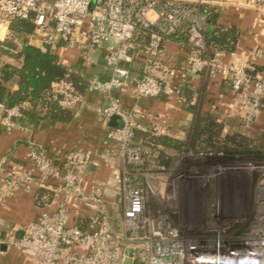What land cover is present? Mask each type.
<instances>
[{
  "label": "built area",
  "instance_id": "1",
  "mask_svg": "<svg viewBox=\"0 0 264 264\" xmlns=\"http://www.w3.org/2000/svg\"><path fill=\"white\" fill-rule=\"evenodd\" d=\"M226 7L248 8L264 19V0H0V34H5L0 43L13 36L11 26L21 20L35 25L32 37L43 46L78 50L85 69L93 65L91 50H106L105 65L110 77L105 81L93 78L89 92L109 99L107 105L94 109L104 126L109 127L114 117L121 119V125L112 128L111 135L126 163L119 179L125 204L120 228L116 229L115 218L105 209L102 194H96L88 198V204L98 214L96 229L90 232L71 225L70 209L81 197L78 173L91 162L92 153L72 152L68 157L72 170L61 174L58 167L45 160L43 149L34 146L29 158L38 175L1 172L0 206L17 191L32 187L52 192L53 199L34 223L20 228L19 238L6 240L0 222V245L32 254L39 264H264V230L257 226L252 229L259 236L257 242L227 251L226 260L224 246L219 245L214 254L211 239H197L188 233L181 238L179 227L162 214L147 211L148 179L153 173L142 170V149L132 145L141 126L135 122L136 114L125 110L115 96L116 92L130 91L138 98H170L180 93L176 79L187 81L189 72L207 70L211 79L222 76L227 80L240 104L243 128L252 126L264 109V79L210 56L206 43L211 13ZM145 38L149 46L137 49L134 56L146 64H156L161 76L139 78L124 66L133 59L135 41ZM169 44L186 45L191 50L185 67H169L161 61L163 49ZM251 55L260 58L262 51L255 50ZM50 94L61 108L74 114L87 106L84 96L65 81L55 83ZM0 116L1 124L12 129L21 112L17 107L0 104ZM50 180H56V186H49Z\"/></svg>",
  "mask_w": 264,
  "mask_h": 264
},
{
  "label": "crops",
  "instance_id": "2",
  "mask_svg": "<svg viewBox=\"0 0 264 264\" xmlns=\"http://www.w3.org/2000/svg\"><path fill=\"white\" fill-rule=\"evenodd\" d=\"M217 29L232 30L237 33L236 48L232 53L223 52L211 44V36ZM4 38L5 34H0V40ZM18 42L20 45H30L40 49L44 47L39 39L32 37V34L22 36ZM206 43L210 48V56L216 57L225 65H233L246 73L251 72L253 68L264 70V19L254 10L241 7L213 10L207 26ZM52 50L59 62L67 69L72 68L81 59L78 50H66L62 47ZM255 50L262 51L260 58L251 55ZM190 53L191 50L186 45L169 44L163 49L161 61L169 67L182 68L186 66ZM90 55L93 65L87 70L96 72L93 78L108 80L110 76L105 65L106 50L96 48L90 51ZM0 62L16 67L22 66L21 60L6 55H0ZM156 74L162 75V72L159 70ZM257 75L264 79V74ZM179 81L176 79V83ZM186 83L193 94L191 100L194 102L204 100V114L212 111L219 113L227 134L243 127L240 104L236 101L225 78L218 76L211 79L207 70H202L189 72ZM115 96L120 98L125 110L136 114L135 122L141 126L140 131L152 128L160 134L174 136L179 140L184 137V127L191 120V115L184 108L185 98L180 93L170 98H138L130 91L116 92ZM84 98L87 106L80 107L72 120L67 123L49 125L42 121L26 126L17 123L12 129L2 130L0 174L14 170L37 176L36 165L29 158L34 146L43 149L45 160L58 167L61 174L72 170L68 164V157L72 152H91V162L81 173H78L81 179V197L71 206L70 223L93 232L96 229L98 214L88 204V198L102 194L105 209L115 218L117 222L115 227L118 230L125 207L119 179L126 163L111 132L112 128L119 127L122 121L115 117L114 120L113 118L110 120L109 127L104 126L94 109L107 105L109 99L102 94L92 92ZM242 129L245 135L254 138L255 146L264 151V109L252 126ZM56 183V180H50L48 185L56 186ZM2 187L0 175V190ZM40 190L44 189L32 187L27 191H17L13 197L6 198L0 206L2 236L6 240L19 238L20 228L31 225L43 213L44 207L40 204L43 198H39ZM54 209L55 207L52 213L55 212ZM0 264H39V262L32 254L8 244H1Z\"/></svg>",
  "mask_w": 264,
  "mask_h": 264
},
{
  "label": "trees",
  "instance_id": "3",
  "mask_svg": "<svg viewBox=\"0 0 264 264\" xmlns=\"http://www.w3.org/2000/svg\"><path fill=\"white\" fill-rule=\"evenodd\" d=\"M34 32L35 25L32 22L18 20L11 26L13 36L0 43V55L22 61L21 67L0 62V104L6 108H19L21 117L17 123L23 126L42 121L49 125L67 123L72 120L74 112L61 108L58 102L52 98L50 94L52 86L65 81L85 97L89 93V84L96 76V72L84 68L83 58L72 68L67 69L53 54V48L50 46L45 45L40 49L19 44L18 40L22 36H28ZM237 39L236 32L217 29L213 32L210 42L221 51L232 53L236 48ZM135 44L136 49L131 51L133 59L131 62L125 63L124 66L139 78L145 75L157 76L156 64H146L134 56L137 49L147 48L149 41L146 38L139 39L135 41ZM248 74L254 77L257 74H264V70L253 68ZM177 86L181 96L185 98L183 106L191 115V120L184 127V137L179 140L174 136L160 134L152 128L136 131L132 145L142 149L144 158L142 170L150 172L168 170L174 161L164 151L185 154L191 150L216 151L221 148L222 151L240 159L264 160V151L255 146L253 137H247L244 134L242 126L231 136L227 135L225 126L221 124L219 113L212 111L204 114V100L195 102L191 100L193 94L186 81H179ZM110 125L112 127V124ZM5 129L7 128L0 124V133ZM128 168L133 169L134 166L128 165ZM39 192V198H43V201L40 200V204L45 208L53 199L54 194L47 190Z\"/></svg>",
  "mask_w": 264,
  "mask_h": 264
},
{
  "label": "rangeland",
  "instance_id": "4",
  "mask_svg": "<svg viewBox=\"0 0 264 264\" xmlns=\"http://www.w3.org/2000/svg\"><path fill=\"white\" fill-rule=\"evenodd\" d=\"M164 152L174 162L168 170L151 172L146 194L149 213H160L179 227L181 238L188 233L211 239L214 254L219 245L224 246L226 260L227 251L257 242L259 236L252 229L264 230V160L240 159L221 148Z\"/></svg>",
  "mask_w": 264,
  "mask_h": 264
},
{
  "label": "water",
  "instance_id": "5",
  "mask_svg": "<svg viewBox=\"0 0 264 264\" xmlns=\"http://www.w3.org/2000/svg\"><path fill=\"white\" fill-rule=\"evenodd\" d=\"M115 119V117L113 118V120Z\"/></svg>",
  "mask_w": 264,
  "mask_h": 264
},
{
  "label": "bare ground",
  "instance_id": "6",
  "mask_svg": "<svg viewBox=\"0 0 264 264\" xmlns=\"http://www.w3.org/2000/svg\"><path fill=\"white\" fill-rule=\"evenodd\" d=\"M223 255V254H222Z\"/></svg>",
  "mask_w": 264,
  "mask_h": 264
}]
</instances>
